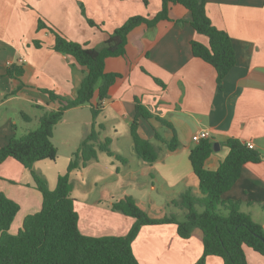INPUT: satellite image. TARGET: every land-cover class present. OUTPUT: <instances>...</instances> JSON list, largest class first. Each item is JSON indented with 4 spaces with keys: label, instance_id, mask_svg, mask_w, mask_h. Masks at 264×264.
<instances>
[{
    "label": "crops",
    "instance_id": "crops-1",
    "mask_svg": "<svg viewBox=\"0 0 264 264\" xmlns=\"http://www.w3.org/2000/svg\"><path fill=\"white\" fill-rule=\"evenodd\" d=\"M161 9L162 0L153 4L145 0H0V147L12 136L37 128L46 110L60 106L42 89L75 97L85 76L86 68L73 56L54 48L55 35L47 27H39L40 19L70 40L100 48L129 17L152 18ZM206 11L212 23L231 36L236 51V65L222 89L214 66L192 52V41L208 44V38L193 28L191 12L180 3L171 4L168 19L154 26L143 23L130 31L124 55L105 59V70L121 77L102 101L96 124L104 125L100 141L110 138L111 149L126 161L99 151L96 159L71 172V196L82 233L127 234L135 219L112 210V204L126 195L134 196L156 218L181 212L170 204L173 199L188 188L200 194L189 154L197 144L193 135L202 129L210 132L209 139L220 143V149L205 162L210 170L218 169L228 155L224 143L230 138L253 143L261 154L260 162L243 166L240 178L223 197L240 200L242 210L264 226L258 216L264 214V0H206ZM88 19L99 26L90 25ZM12 64L23 68L20 76L8 74ZM137 99L153 114L149 119L140 118L138 132L156 149L154 162L140 158L134 148L130 127ZM96 101L97 95L91 103ZM92 127L90 103L69 108L55 125L52 141L63 168L58 169L57 160L34 163L50 189L67 171ZM157 132L165 140L176 134L179 147L170 150L156 138ZM124 147L129 152L120 150ZM78 173L85 176L84 183L73 181ZM0 176V188L20 205L10 228L16 234L24 218L41 209L42 194L31 171L12 157L0 164ZM132 247L140 264H193L204 249L199 230L184 239L175 224L143 226ZM245 253L249 264H264V256L252 248L245 246ZM207 264H222V259L209 256Z\"/></svg>",
    "mask_w": 264,
    "mask_h": 264
},
{
    "label": "trees",
    "instance_id": "trees-1",
    "mask_svg": "<svg viewBox=\"0 0 264 264\" xmlns=\"http://www.w3.org/2000/svg\"><path fill=\"white\" fill-rule=\"evenodd\" d=\"M172 3H180L189 9L191 25L208 38V44L192 41V52L214 66L218 86L222 89L224 79L236 65V51L231 36L212 23L206 11V0H162V9L154 17H129L110 33L100 48L70 40L42 19L39 20L40 28L47 27L54 33V48L73 56L78 64L86 68L85 76L75 97L42 89L50 101H57L60 106L46 110L39 117L37 128L29 129L21 136H12L6 145L0 147V164L8 157L18 160L31 171L42 194L41 209L27 215L22 227L13 234L10 228L20 205L0 188V264H140L133 252V241L143 226L157 224H175L178 235L184 239L190 238L195 230L201 232L204 249L193 264H207L209 256L220 257L222 264H249L245 246L264 256V226L242 210L240 200L223 197L240 178L246 163L260 162L262 159L256 149L237 138H230L224 143L229 152L216 170L205 166L207 158L214 151V141L202 139L191 149L189 158L199 180L200 194L188 188L173 199L170 204L181 212L156 218L142 208L134 196L126 195L112 204V210L135 219L127 234L93 236L82 233L79 228V214L71 196V172L82 169L89 161L96 159L99 151L126 161L125 157L111 149L110 138L100 141V130L104 129V125L96 124L103 107L102 101L108 96L109 88L121 77L119 73L105 70V59L125 54L127 36L136 26L143 23L154 26L158 21L168 19ZM88 22L92 26H99L92 19H88ZM35 45L40 47L41 42L36 40ZM22 73L23 68L17 64L10 65L8 69L10 76L18 77ZM95 95L97 101L92 104ZM89 103L93 117L92 130L82 139L67 171L59 175L55 188L50 189L47 180L34 169V163L58 158V148L52 141L55 125L69 108ZM21 114L25 121H29L25 113ZM152 116L142 101L137 99L130 132L137 155L148 162H154L158 155L153 144L140 136L138 127L140 118L149 119ZM156 119L170 125L161 117L157 116ZM156 138L164 141L170 150L179 147L176 134L170 140H165L157 132Z\"/></svg>",
    "mask_w": 264,
    "mask_h": 264
},
{
    "label": "rangeland",
    "instance_id": "rangeland-1",
    "mask_svg": "<svg viewBox=\"0 0 264 264\" xmlns=\"http://www.w3.org/2000/svg\"><path fill=\"white\" fill-rule=\"evenodd\" d=\"M147 1H150L151 2V4H153V2L155 1V0H147ZM81 144V143H80ZM124 148H126V149H120V150H122V151H124V152H129V149L127 148V147H124ZM117 154V153H116ZM105 157H107V154H103ZM110 156V155H109ZM58 159V158H57ZM56 159V160H57ZM60 160H61V158H60ZM60 160L58 161L57 160V162H58V169H62L63 167V162L61 161L60 162ZM83 179H85V176H82V174L81 173H78V175H75V177H74V180L73 181H75V183H77V180H78V182L80 183H84V181H83ZM47 180V179H46ZM78 183V184H79ZM100 185V184H99ZM94 189H96V187H94ZM99 189V188H98ZM80 194H82L83 196L85 195V193H80ZM258 215V214H257ZM258 216H260V219L262 218V220H264V214H263V212H260V215H258ZM180 218H182V216L180 217ZM259 219V218H258ZM219 259V258H218Z\"/></svg>",
    "mask_w": 264,
    "mask_h": 264
},
{
    "label": "built area",
    "instance_id": "built-area-1",
    "mask_svg": "<svg viewBox=\"0 0 264 264\" xmlns=\"http://www.w3.org/2000/svg\"><path fill=\"white\" fill-rule=\"evenodd\" d=\"M21 62L25 61L23 58L20 59ZM211 136L210 132L207 129H202L195 133L192 137L193 141L200 142L202 139H209ZM250 148H254V144L251 142L247 143Z\"/></svg>",
    "mask_w": 264,
    "mask_h": 264
},
{
    "label": "water",
    "instance_id": "water-1",
    "mask_svg": "<svg viewBox=\"0 0 264 264\" xmlns=\"http://www.w3.org/2000/svg\"><path fill=\"white\" fill-rule=\"evenodd\" d=\"M220 149V143L219 142H215L214 143V150H219Z\"/></svg>",
    "mask_w": 264,
    "mask_h": 264
}]
</instances>
